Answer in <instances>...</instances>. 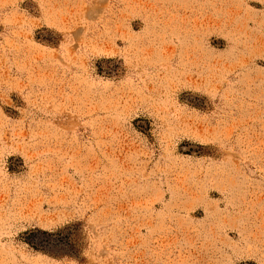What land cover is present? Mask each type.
<instances>
[{"label":"rangeland","instance_id":"1","mask_svg":"<svg viewBox=\"0 0 264 264\" xmlns=\"http://www.w3.org/2000/svg\"><path fill=\"white\" fill-rule=\"evenodd\" d=\"M0 264H264V0H0Z\"/></svg>","mask_w":264,"mask_h":264},{"label":"trees","instance_id":"2","mask_svg":"<svg viewBox=\"0 0 264 264\" xmlns=\"http://www.w3.org/2000/svg\"><path fill=\"white\" fill-rule=\"evenodd\" d=\"M31 243H33V242H31Z\"/></svg>","mask_w":264,"mask_h":264}]
</instances>
